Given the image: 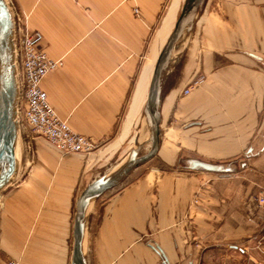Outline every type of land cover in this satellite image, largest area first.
Listing matches in <instances>:
<instances>
[{
	"label": "crops",
	"instance_id": "1",
	"mask_svg": "<svg viewBox=\"0 0 264 264\" xmlns=\"http://www.w3.org/2000/svg\"><path fill=\"white\" fill-rule=\"evenodd\" d=\"M7 1L61 63L40 83L49 105L95 149L63 155L19 131L0 264H70L78 196L148 138L149 81L184 0ZM179 52L161 87L156 156L87 210V264H264V0H206Z\"/></svg>",
	"mask_w": 264,
	"mask_h": 264
},
{
	"label": "water",
	"instance_id": "2",
	"mask_svg": "<svg viewBox=\"0 0 264 264\" xmlns=\"http://www.w3.org/2000/svg\"><path fill=\"white\" fill-rule=\"evenodd\" d=\"M206 0H184L173 30L155 62L143 109V121L148 138L136 144L127 159L117 168L88 184L78 196L72 231L70 264H87L83 243L89 206L107 191L119 186L135 169L154 158L160 145V94L168 68L180 58L179 48L187 38ZM19 91L16 82L14 23L5 0H0V195L16 179L19 165V123L17 105ZM148 144V150L140 155ZM191 170L224 172L220 165L193 159L180 161ZM185 163L187 165H185Z\"/></svg>",
	"mask_w": 264,
	"mask_h": 264
},
{
	"label": "built area",
	"instance_id": "3",
	"mask_svg": "<svg viewBox=\"0 0 264 264\" xmlns=\"http://www.w3.org/2000/svg\"><path fill=\"white\" fill-rule=\"evenodd\" d=\"M11 13L14 23L16 82L19 91L17 105L19 127L25 128L31 137L45 140L63 155L87 156L95 149V144L76 133L57 116L40 86L42 79L61 65L60 61L49 59L39 49L41 34L28 33L24 24L20 26L21 21L17 17V12ZM188 92L189 90L184 91V94ZM255 202L263 214L264 222V188L257 193ZM7 264L16 263L10 260Z\"/></svg>",
	"mask_w": 264,
	"mask_h": 264
},
{
	"label": "rangeland",
	"instance_id": "4",
	"mask_svg": "<svg viewBox=\"0 0 264 264\" xmlns=\"http://www.w3.org/2000/svg\"><path fill=\"white\" fill-rule=\"evenodd\" d=\"M6 1V3H7V5H9V3H8V1L7 0H5ZM11 11V10H10ZM17 17H18V19L21 21V24H20V26L23 24V16H21V13L20 12H17ZM16 45H17V47H18V44L16 43ZM19 148H20V142H19ZM147 149L148 148H146L145 150L147 151ZM145 151H143L142 153H144ZM19 167V166H18ZM21 170V169H20ZM21 178V173H20V175H19V177H18V180ZM8 191V189L6 188L5 189V191ZM5 191L3 192V193H1V194H5ZM6 191V192H7Z\"/></svg>",
	"mask_w": 264,
	"mask_h": 264
},
{
	"label": "trees",
	"instance_id": "5",
	"mask_svg": "<svg viewBox=\"0 0 264 264\" xmlns=\"http://www.w3.org/2000/svg\"><path fill=\"white\" fill-rule=\"evenodd\" d=\"M22 129H23V127H22V126H20V127H19V131H21Z\"/></svg>",
	"mask_w": 264,
	"mask_h": 264
}]
</instances>
